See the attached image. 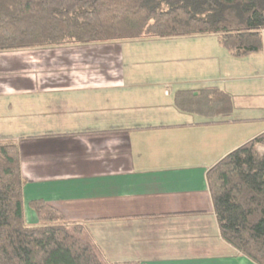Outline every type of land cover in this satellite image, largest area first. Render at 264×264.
Returning a JSON list of instances; mask_svg holds the SVG:
<instances>
[{"label": "crops", "instance_id": "1", "mask_svg": "<svg viewBox=\"0 0 264 264\" xmlns=\"http://www.w3.org/2000/svg\"><path fill=\"white\" fill-rule=\"evenodd\" d=\"M160 41L150 89L120 69L119 45L117 69L95 82H0L2 99L47 97L23 112L26 102L0 104L9 122L0 142L17 146L23 206L43 201L81 226L103 264H255L222 240L206 174L264 132V54L233 58L216 35ZM204 89L228 94L232 112L206 119L175 107L176 92ZM22 115L39 118L40 131L15 134Z\"/></svg>", "mask_w": 264, "mask_h": 264}, {"label": "trees", "instance_id": "2", "mask_svg": "<svg viewBox=\"0 0 264 264\" xmlns=\"http://www.w3.org/2000/svg\"><path fill=\"white\" fill-rule=\"evenodd\" d=\"M216 35L233 58L264 54V0H0V52L64 45ZM184 113L215 119L232 112L218 89L174 94ZM264 132L207 171L206 182L224 242L264 264ZM24 180L14 142H0V264H103L84 229L32 201L24 217ZM135 264V263H127Z\"/></svg>", "mask_w": 264, "mask_h": 264}, {"label": "rangeland", "instance_id": "3", "mask_svg": "<svg viewBox=\"0 0 264 264\" xmlns=\"http://www.w3.org/2000/svg\"><path fill=\"white\" fill-rule=\"evenodd\" d=\"M162 39L167 38L149 37L136 40H119L104 44L64 45L11 51L8 54H0L1 66L6 62L15 63L14 66H9L5 70L4 67H0V82H8L16 86L25 76L31 78L33 75H35L36 80H40L41 82H54L55 78L66 79V77H76L78 75L87 78L88 81L95 82L104 76H109V72L113 73L117 69L119 45L120 69L124 73H127L128 70H133L135 72L132 78L133 82L138 85H147L142 88H149V84L152 85L157 79L153 72L162 66L161 60H159V54L165 50L163 43L160 41ZM75 81H83V79H74ZM42 97L38 95L10 96L3 99L0 98V104L3 107L4 103L2 104L1 100L4 99L7 102L12 101L14 104L26 102L28 107L22 106L20 108L22 110H19L23 112L24 110L32 109L29 107L30 103L28 102L43 99ZM169 99L170 97L167 98V100ZM2 107L0 108V127L6 123L9 124L8 119L2 116L4 115L1 112ZM12 122L13 131L17 135H31L34 131L39 132L40 130H37L35 127L42 124L39 118H29L23 115L20 117V120ZM29 209V207L28 209L24 207V210L33 213ZM25 220L28 225L36 224V222H32L26 212Z\"/></svg>", "mask_w": 264, "mask_h": 264}]
</instances>
